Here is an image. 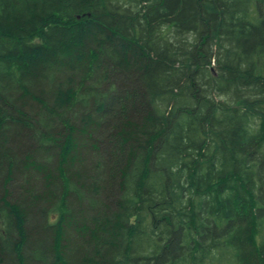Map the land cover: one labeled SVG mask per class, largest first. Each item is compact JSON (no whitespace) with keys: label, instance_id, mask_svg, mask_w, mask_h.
Returning a JSON list of instances; mask_svg holds the SVG:
<instances>
[{"label":"trees","instance_id":"trees-1","mask_svg":"<svg viewBox=\"0 0 264 264\" xmlns=\"http://www.w3.org/2000/svg\"><path fill=\"white\" fill-rule=\"evenodd\" d=\"M0 264H264V0H0Z\"/></svg>","mask_w":264,"mask_h":264}]
</instances>
